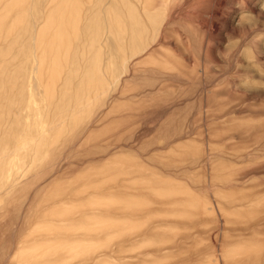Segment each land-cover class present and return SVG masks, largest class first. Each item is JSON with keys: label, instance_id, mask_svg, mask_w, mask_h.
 <instances>
[{"label": "rangeland", "instance_id": "rangeland-1", "mask_svg": "<svg viewBox=\"0 0 264 264\" xmlns=\"http://www.w3.org/2000/svg\"><path fill=\"white\" fill-rule=\"evenodd\" d=\"M0 264H264V0H0Z\"/></svg>", "mask_w": 264, "mask_h": 264}]
</instances>
